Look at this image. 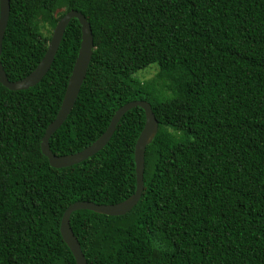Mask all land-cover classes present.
Instances as JSON below:
<instances>
[{
    "label": "trees",
    "instance_id": "obj_1",
    "mask_svg": "<svg viewBox=\"0 0 264 264\" xmlns=\"http://www.w3.org/2000/svg\"><path fill=\"white\" fill-rule=\"evenodd\" d=\"M73 9L91 23L95 48L74 108L50 138L53 153L85 149L134 100L148 101L159 122L136 206L71 215L88 264H264V0H10L1 54L9 80L35 69ZM81 37L73 18L37 85L0 82V264H77L60 231L67 207L118 203L137 189L141 107L79 164L55 168L42 152ZM153 63V78L134 77Z\"/></svg>",
    "mask_w": 264,
    "mask_h": 264
},
{
    "label": "water",
    "instance_id": "obj_2",
    "mask_svg": "<svg viewBox=\"0 0 264 264\" xmlns=\"http://www.w3.org/2000/svg\"><path fill=\"white\" fill-rule=\"evenodd\" d=\"M9 16L10 0H0V82L10 90H23L37 85L49 72L70 21L73 18H77L81 24V45L68 81L63 102L55 120L46 128L41 142L42 152L49 159V162L53 167H69L92 157L107 145L113 136L118 123L127 111L137 106L143 108L145 111V125L135 147L137 175V189L135 193L129 198L114 204H99L89 200L77 201L69 205L62 216L60 231L63 239L72 251L77 264H88L82 251L81 244L71 227V215L75 211L88 209L100 214L120 216L127 214L136 206L144 191L145 151L147 146L152 143L158 133L159 122L148 101L134 100L120 107L113 115L107 130L85 149L67 155H57L53 153L50 148V138L61 127L72 112L92 60L95 47L91 23L82 12L74 9L68 11L57 22L52 37L48 43L47 51L35 69L24 78L11 81L6 74L1 61L3 40Z\"/></svg>",
    "mask_w": 264,
    "mask_h": 264
},
{
    "label": "rangeland",
    "instance_id": "obj_3",
    "mask_svg": "<svg viewBox=\"0 0 264 264\" xmlns=\"http://www.w3.org/2000/svg\"><path fill=\"white\" fill-rule=\"evenodd\" d=\"M64 11H65V6H60V7L56 8L54 13H55V15L59 16ZM49 29H51V28L47 24L43 28V32L47 34ZM158 68H159L158 64L153 63V64L149 65L148 67L140 69L139 71H137L134 74V77L141 79V80L153 78L157 74V72L159 70Z\"/></svg>",
    "mask_w": 264,
    "mask_h": 264
}]
</instances>
